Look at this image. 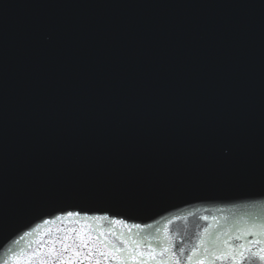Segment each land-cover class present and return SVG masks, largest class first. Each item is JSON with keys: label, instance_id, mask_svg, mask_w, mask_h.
<instances>
[{"label": "water", "instance_id": "obj_1", "mask_svg": "<svg viewBox=\"0 0 264 264\" xmlns=\"http://www.w3.org/2000/svg\"><path fill=\"white\" fill-rule=\"evenodd\" d=\"M250 221L264 0H0V264L84 225L167 229L187 255L205 229L223 241Z\"/></svg>", "mask_w": 264, "mask_h": 264}, {"label": "snow or ice", "instance_id": "obj_2", "mask_svg": "<svg viewBox=\"0 0 264 264\" xmlns=\"http://www.w3.org/2000/svg\"><path fill=\"white\" fill-rule=\"evenodd\" d=\"M67 215L78 216L79 213L68 212ZM58 231H64V235L50 239L43 250L28 254L22 264H216L218 260L242 264L245 253L249 260L255 258L264 264V222L259 221H250L240 230L242 235L223 241L205 229L198 244L187 255L184 247H177L167 229L163 236L152 237L147 242L124 237L110 239L91 225ZM247 236L259 238L248 241ZM252 244L261 246L253 249Z\"/></svg>", "mask_w": 264, "mask_h": 264}]
</instances>
